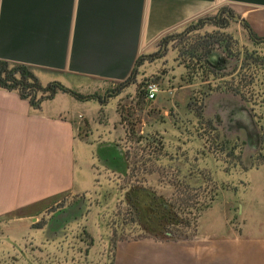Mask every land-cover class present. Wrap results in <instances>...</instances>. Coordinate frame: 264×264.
<instances>
[{
    "label": "rangeland",
    "instance_id": "1",
    "mask_svg": "<svg viewBox=\"0 0 264 264\" xmlns=\"http://www.w3.org/2000/svg\"><path fill=\"white\" fill-rule=\"evenodd\" d=\"M221 10L162 39L120 84L33 71L43 87L53 79L69 92L57 93V100L71 104L69 118L85 149L75 150V192L0 217V264H113L118 242L144 236L127 210L132 188L170 204L186 222L179 232L188 236L199 219L207 232L223 226L224 217L234 229L242 221L264 227V43L239 38L235 25H210L222 21ZM207 34L231 36L236 72L195 71L191 48ZM227 83L244 103L212 92ZM227 100L253 115L247 133L226 130Z\"/></svg>",
    "mask_w": 264,
    "mask_h": 264
},
{
    "label": "crops",
    "instance_id": "2",
    "mask_svg": "<svg viewBox=\"0 0 264 264\" xmlns=\"http://www.w3.org/2000/svg\"><path fill=\"white\" fill-rule=\"evenodd\" d=\"M217 8L238 35L264 40V0H0V62L120 84L162 39ZM57 98L33 109L0 89V217L76 191L85 144ZM200 222L187 239L118 242L113 264H264V227L234 229L224 217L207 232Z\"/></svg>",
    "mask_w": 264,
    "mask_h": 264
},
{
    "label": "trees",
    "instance_id": "3",
    "mask_svg": "<svg viewBox=\"0 0 264 264\" xmlns=\"http://www.w3.org/2000/svg\"><path fill=\"white\" fill-rule=\"evenodd\" d=\"M210 42L207 43L208 40ZM204 40V42H203ZM201 53L207 52L213 45L225 42V38L215 39L207 37L200 40ZM205 43V44H203ZM193 49V48H191ZM194 50L190 58L194 59ZM198 60H201L199 55ZM190 76L189 66L185 67ZM187 76V77H188ZM0 89L17 92L21 99L27 100L30 107L39 109L45 100H51L57 93H69L57 83H51L43 87L33 70L23 65H9L0 62ZM127 210L131 222L138 224L144 236L135 240L149 239L155 241L187 239L178 229L186 222L176 213L174 208L160 196H155L142 188H132L125 196ZM177 229V230H175Z\"/></svg>",
    "mask_w": 264,
    "mask_h": 264
},
{
    "label": "flooded vegetation",
    "instance_id": "4",
    "mask_svg": "<svg viewBox=\"0 0 264 264\" xmlns=\"http://www.w3.org/2000/svg\"><path fill=\"white\" fill-rule=\"evenodd\" d=\"M208 23H210V25H213L214 27H217L221 30H227L230 25H235L234 24V20L232 17H224L222 19V21H220V19L216 18L215 22L207 21ZM213 23V24H212ZM223 35V38L225 39L224 43L221 44H215L213 45L207 52H204L203 54L201 53V47H200V40H202L203 38H207V37H215L216 34H207L204 35L203 37H201V39H197L195 42V45L193 47L194 49V61H195V71H199L201 73L203 72H211L213 74L217 75H223L225 73H228L229 71L231 72H236V66L240 64V61L238 58H234L232 57V55L230 54L231 52V46L230 45H234V41L230 40L231 36L228 35ZM229 36V37H227ZM237 36L240 38L241 36L246 37L247 40L253 44H259V43H264V40L261 39H257V38H253L251 35L248 36L246 34L243 35H238ZM215 39H219L217 37H215ZM208 42V40H205ZM204 42V40H203ZM205 44V43H203ZM199 55L201 57V60H198V56ZM240 67V66H239ZM225 77V76H221ZM212 92L216 93V94H220V95H226V96H232L233 98H236L240 103H244L243 101V95L242 92L235 86H232V84H220L218 86L217 89L213 90ZM212 92H210V94H212ZM209 94V95H210ZM208 96V95H207ZM231 104H233L232 102H230V100H227V102L224 103L223 106H221L223 113H224V118L223 120L226 122L225 127L226 130L229 131H236V132H246V128H247V124L248 123V119L252 120L253 119V115L251 114V112H247V113H241L240 111H245L247 108L246 107H238V108H231L229 107V105L231 106ZM246 116V117H245ZM214 119L213 121L215 122L216 125H219V120H218V115L215 114L213 115ZM246 122V123H245ZM249 124V123H248ZM248 135L246 137L247 140V144L249 145V139H248ZM254 140H256L258 142V138L257 136H254Z\"/></svg>",
    "mask_w": 264,
    "mask_h": 264
},
{
    "label": "built area",
    "instance_id": "5",
    "mask_svg": "<svg viewBox=\"0 0 264 264\" xmlns=\"http://www.w3.org/2000/svg\"><path fill=\"white\" fill-rule=\"evenodd\" d=\"M155 94H156V90L154 89V86H153V88L152 87H149L148 98L149 99H154Z\"/></svg>",
    "mask_w": 264,
    "mask_h": 264
}]
</instances>
